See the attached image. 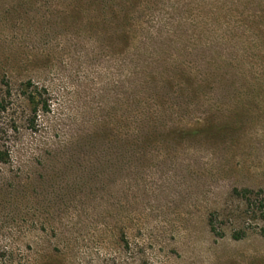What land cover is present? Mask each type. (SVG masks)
I'll use <instances>...</instances> for the list:
<instances>
[{"label": "rangeland", "instance_id": "1", "mask_svg": "<svg viewBox=\"0 0 264 264\" xmlns=\"http://www.w3.org/2000/svg\"><path fill=\"white\" fill-rule=\"evenodd\" d=\"M4 76L10 264H264V0H0Z\"/></svg>", "mask_w": 264, "mask_h": 264}, {"label": "trees", "instance_id": "2", "mask_svg": "<svg viewBox=\"0 0 264 264\" xmlns=\"http://www.w3.org/2000/svg\"><path fill=\"white\" fill-rule=\"evenodd\" d=\"M3 84L6 86L7 90L4 93L3 97L0 100V139L4 140L9 137V133L11 129H9L8 124L2 120L3 112L9 109V103L12 99V89H11V80L9 77L4 76ZM28 97L35 104L34 114L36 115L38 112V108L42 110H47L49 108V99L42 93L38 87L34 91L29 92ZM12 129L16 127L10 126ZM0 140V141H1ZM9 158V150H0V162H5ZM252 191H249V193ZM246 204H247V212L252 213L255 216L264 220V190L253 191L250 195L245 192ZM211 228L214 232L219 233V229L213 219L210 221ZM245 232L243 230H239L234 234L236 238H240L243 236ZM11 258L7 253L0 254V264H10Z\"/></svg>", "mask_w": 264, "mask_h": 264}]
</instances>
